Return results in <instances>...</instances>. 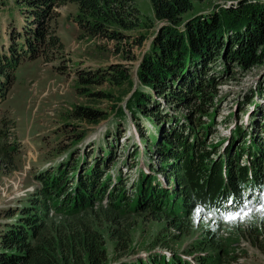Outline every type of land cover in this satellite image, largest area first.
Segmentation results:
<instances>
[{"label":"trees","instance_id":"trees-1","mask_svg":"<svg viewBox=\"0 0 264 264\" xmlns=\"http://www.w3.org/2000/svg\"><path fill=\"white\" fill-rule=\"evenodd\" d=\"M150 1L155 18L163 25L156 31L149 50L140 59L137 69L140 85L128 100L127 108L132 115L139 111L150 117L157 129L163 133V143L154 142V146L159 149L160 156L165 161L170 159L171 163L163 171L169 178L166 187L156 177L142 174L138 181L135 193L137 201L133 210L139 211L141 215L149 210L180 214L185 209L183 207L185 199L193 203L191 194L196 189L195 183L204 178L207 185L204 193L206 195L208 191L212 199L218 196L227 200L236 197L242 190L244 192L246 188L248 194L255 193L253 197L264 199L263 140L253 141L241 128L223 155V161L216 163L211 159V155L217 153V147L213 146L211 152L206 143V137L214 124V114L209 112L210 107L219 94L218 89L223 81L233 77L237 72L246 73L264 67V0H230L234 3L229 7L217 6L209 13L199 14L190 19H185L184 16L193 9L194 3L205 0ZM14 2L27 21L33 19L31 26L34 25L35 28L30 32L25 30L23 35L22 47L26 48L25 55L15 54L13 47L9 49L10 57L0 52V77L5 76L7 79L6 87L12 83L9 73L11 68L18 65L22 58L28 60L41 58L45 63H50L57 59L56 56L63 55L64 44L56 30L59 18L56 8L76 4L78 11L74 22L79 25L83 35L101 37L118 43H122L128 37L126 32L136 30L141 22L140 11L134 0H14ZM142 41L137 43L141 45ZM116 47L119 52V46ZM123 68L111 66L108 71L105 70L109 78L102 74L99 81L106 79L112 86H123L131 80L129 72ZM219 69L221 70L218 71ZM80 81L86 85L94 83L92 79L85 77H81ZM255 91L263 94L264 88ZM99 95L101 98H112L110 92ZM156 97L168 103L174 112L181 111V108L188 111L181 120L177 114L169 116L167 113L165 116L168 117L169 129H166L167 123L160 112L161 104ZM152 102L155 105L150 106ZM72 115L76 120L96 124L106 119L107 112L78 105ZM204 117H208L207 122L203 120ZM260 126L264 129V124ZM4 127L5 124L2 126L0 123V157L9 162L12 159L11 152H14L13 143L8 142V136H12V133L9 134L10 130ZM9 128L12 129L13 126ZM240 138H248L251 145L246 155L247 163L243 166L239 161L244 156V150L241 151L237 146L236 152L232 153ZM153 141H157V138L155 137ZM85 160L86 158L74 162L67 160L63 165L53 167L49 173L46 170L37 175L42 179V186L32 194L30 205L18 210L17 219L4 224L3 230L0 231V264H107L105 233L109 234L116 250L119 248L126 250L133 228L130 220L122 219L117 214L121 209L117 207V201L124 199L128 201L126 189L121 184V187L109 193L111 208L103 209L98 217L95 204L107 193L111 178L101 183V177L105 172L100 171L101 164L96 161L95 164L86 166ZM104 161L106 163L107 160H103V164ZM82 167L85 169L81 173ZM103 169H106L107 174L104 176L107 179L110 176L109 170ZM70 173L76 177L70 179L68 177ZM172 179L175 181V187L170 186ZM182 189L187 192V196H182ZM56 198L68 204L67 215H74L69 225L66 223L60 226L48 222L51 209L59 208V204L51 203V200ZM229 200L225 202L224 208L229 206ZM235 202L238 205L239 202ZM251 203L247 201V205ZM247 205L243 202L238 205L240 212L230 210L225 217L228 220H222L218 218L219 214L215 216L212 213L211 217L217 226L215 231L212 230L209 240L202 242L201 245L204 250L210 249L211 252L206 257H199L197 260L199 264L237 262L232 243L235 241L234 238L240 240L239 235H243L242 237L250 240L251 245L256 247L260 243L264 244V206L255 210L250 209L248 215H239L244 212ZM126 206L130 207L126 211L129 209L132 211L130 203H126ZM11 212L12 214L8 213L10 217L14 215L13 211ZM223 213H228V210ZM246 215V219L249 218L250 221L243 228L241 220ZM255 219H259V222H253ZM227 221L231 228L229 238H224L219 235V230L223 226L221 223ZM170 223L172 228L179 232L185 228L184 222L176 218L170 220ZM156 256H152L150 263L137 261L130 264H172L171 259L165 260L164 257L162 262ZM174 262L185 264L180 259Z\"/></svg>","mask_w":264,"mask_h":264},{"label":"rangeland","instance_id":"rangeland-1","mask_svg":"<svg viewBox=\"0 0 264 264\" xmlns=\"http://www.w3.org/2000/svg\"><path fill=\"white\" fill-rule=\"evenodd\" d=\"M233 3L230 0L195 2L193 9L184 18L190 19L209 13L217 6L229 7ZM134 4L140 11V26L134 31L126 32L128 37L122 43L83 35L79 25L74 22L78 11L76 4L56 8L55 11L59 13L56 30L64 44L63 55L56 56L57 59L50 63H45L41 58H22L9 72L12 79L9 87L5 85V76L0 77V123L2 126L5 124L4 129L10 130L9 134L12 133V136H8V142L13 143L14 148L9 162L0 157V231L4 224L17 219L18 210L30 205L32 194L42 186V179L37 175L46 170L49 173L53 167L63 165L67 160L74 162L86 158V166L97 161L101 164L100 171L106 172L103 168H108L110 176L105 179L104 175L107 173L104 172L101 183L111 178L107 193L95 204L98 217L103 209L111 208V196L108 194L121 187V184L128 197V201H117V207L121 208L117 213L118 217L130 220L133 228L128 247L126 246V250H116L109 234L105 233L107 264H130L137 261L150 263L154 255L162 262L166 257L165 260L171 259L172 264L176 259L185 264H199L198 258L206 257L211 252L210 249L204 250L201 245L209 240L208 237H211L212 230L215 231L217 226L211 217L212 213L215 216L219 214L218 218L222 220H228L225 217L230 210L241 211L238 205L242 202L245 205L247 201L252 203L239 215L247 214L250 209L263 207L264 199L253 197L255 193L248 194L247 188L227 200L218 196L212 199L208 191L206 195L204 193L207 186L204 178L195 183L196 189L191 194L193 203L185 199L183 207L186 212L181 211L175 215L173 212L166 214V211L149 210L141 215L139 211L133 210L142 174L156 177L166 187L169 178L163 171L171 163L170 159L165 161L160 156L159 149L154 146V142L163 143V133L150 117L139 111L132 115L127 108L128 100L140 85L137 77L140 59L149 50L156 31L163 25L155 18L150 0H134ZM32 22V18L27 21L22 15L14 0H0V52L10 57L9 49L13 47L15 54L25 55L23 35L25 30L30 32L35 28L34 25L31 26ZM140 40H143L141 45L137 43ZM116 46H119V52ZM111 66H123V70L129 72L131 80L120 87L110 85L106 79L99 81L102 74L109 78L107 69ZM81 77L90 78L94 83L82 84ZM261 88H264V67L246 73L237 72L219 87V94L209 111L214 114V124L206 137L211 152L213 146L217 147V153L211 155L215 163L223 161V155L241 128L253 141H264V129L260 126L264 124V93L255 91ZM104 92L112 93V98H101L99 94ZM156 99L161 104L160 112L166 123L167 113L169 116L177 114L181 120L188 111L181 108V111L174 112L163 99ZM78 105L107 112V117L96 124L76 120L72 114ZM153 105L155 104L152 102L150 106ZM203 120L207 122L208 117ZM10 126L13 128L10 129ZM166 129H169L168 123ZM155 137L157 141H153ZM237 146L241 151L244 150V156L239 161L243 166L247 163L246 155L251 145L248 138H240L234 150ZM234 152L236 150L232 151ZM103 160H107L106 163L104 161L103 164ZM85 167L80 169L81 173ZM68 177L71 179L76 176L70 173ZM174 182L172 179L170 186L175 187ZM262 186L264 192V185ZM182 190V196H187V192ZM228 200L230 204L224 208ZM234 201H238V205ZM51 203L59 204V208L51 209L48 222L60 226L66 223L69 225L74 215H67L68 204L57 198L52 199ZM126 203H130L132 211H126L130 208ZM223 208L228 213L224 214ZM11 211L14 214L12 217L8 216L9 212L12 214ZM247 215L241 220L243 228L250 221L249 218L246 219ZM175 218L184 222V230L179 232L172 228L170 220ZM253 222L257 223L259 219ZM221 224L223 226L219 228V235L229 238L230 224L228 221ZM242 236H238L239 241L234 238L232 243V250L238 258L232 264H264V244L260 243L256 247Z\"/></svg>","mask_w":264,"mask_h":264}]
</instances>
